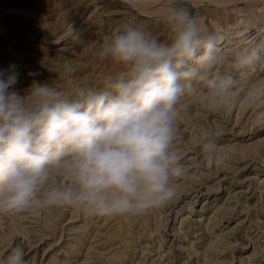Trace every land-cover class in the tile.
I'll use <instances>...</instances> for the list:
<instances>
[{"label": "rangeland", "instance_id": "obj_1", "mask_svg": "<svg viewBox=\"0 0 264 264\" xmlns=\"http://www.w3.org/2000/svg\"><path fill=\"white\" fill-rule=\"evenodd\" d=\"M179 7L214 41L250 32L214 46L210 76L228 84L223 103L211 102L196 60L178 80L175 199L136 216L0 215V264L14 246L25 264H264V0H0V69L16 64L20 89L33 79L68 92L102 87L124 71L98 56L103 36L130 22L167 42ZM63 183L54 172L51 186Z\"/></svg>", "mask_w": 264, "mask_h": 264}, {"label": "clouds", "instance_id": "obj_2", "mask_svg": "<svg viewBox=\"0 0 264 264\" xmlns=\"http://www.w3.org/2000/svg\"><path fill=\"white\" fill-rule=\"evenodd\" d=\"M168 23L167 42L130 22L106 33L98 56L124 71L107 75L102 87L68 92L33 79L20 89L18 66L0 69V215L70 208L92 217L136 216L175 199L183 176L169 152L178 80L191 75L183 70L196 60L212 103L224 102L228 84L211 78L214 40L191 11L174 8ZM251 59L241 56L242 63ZM73 71L64 68L65 75ZM54 172L63 185L51 186ZM4 264H25L23 249L12 247Z\"/></svg>", "mask_w": 264, "mask_h": 264}, {"label": "bare ground", "instance_id": "obj_3", "mask_svg": "<svg viewBox=\"0 0 264 264\" xmlns=\"http://www.w3.org/2000/svg\"><path fill=\"white\" fill-rule=\"evenodd\" d=\"M239 8V7H238ZM252 29V28H251ZM248 32H250V29H242V30H239V32L232 36L230 34H227V35H223V36H220V37H217L214 41V46L216 45H219V44H223V43H228V42H231L232 40H234L235 38H242V36L244 34H247ZM240 40V39H239ZM249 40V39H248ZM241 41V40H240ZM63 47V46H62ZM203 52V51H202Z\"/></svg>", "mask_w": 264, "mask_h": 264}]
</instances>
